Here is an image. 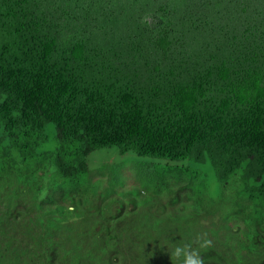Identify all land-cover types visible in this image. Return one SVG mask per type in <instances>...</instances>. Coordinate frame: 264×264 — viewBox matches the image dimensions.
Here are the masks:
<instances>
[{
	"label": "trees",
	"instance_id": "1",
	"mask_svg": "<svg viewBox=\"0 0 264 264\" xmlns=\"http://www.w3.org/2000/svg\"><path fill=\"white\" fill-rule=\"evenodd\" d=\"M108 148L125 160L90 168L89 155ZM183 158L197 172L181 214H141L149 239L111 216L90 264H128L130 245L133 263L149 264L157 224L172 234L160 229L155 243L172 248L202 218L213 237L195 250L200 264H264V0H0V169L25 164L32 185L41 171L64 190L96 189L97 173L108 206L135 204L150 172ZM127 169L135 186L105 197ZM237 222L248 231L234 259L222 238Z\"/></svg>",
	"mask_w": 264,
	"mask_h": 264
},
{
	"label": "clouds",
	"instance_id": "2",
	"mask_svg": "<svg viewBox=\"0 0 264 264\" xmlns=\"http://www.w3.org/2000/svg\"><path fill=\"white\" fill-rule=\"evenodd\" d=\"M102 163L111 162L105 161ZM19 167L24 169H21L24 171L23 179L19 176L20 170H16ZM24 167L8 166L0 169V264H44L46 262L48 264H90V259L96 251L108 246L104 228L109 231L111 219L109 217L107 223L100 224L101 218L104 215L111 214L115 218V224L125 225L121 223V219L124 218L122 211L128 209L114 210L113 208H116L117 202L108 206L102 204L101 192L103 190L100 191V196H98L96 189L90 187H88V190L87 187H72L64 190L61 187L57 188L58 186L50 179L41 182L43 179L41 171L33 174L34 178L37 176V183L32 185L26 177L30 170L25 164ZM196 172V163L191 158L173 160L172 165L165 172H150L149 175H152L153 178H151V181L149 180L148 187L142 190L141 195L135 199L136 203L130 202V199H132L130 196H127L120 203H128L133 207L149 202L151 204L137 213L132 218L133 222L131 224L126 223V227H129L136 236L137 229L133 224L137 223L139 226H145L139 220L141 214L153 211L160 206L168 208L167 213H170L168 218L179 216L183 204L186 205L191 202L187 199L191 193L186 188L191 185L192 180L190 177L195 175ZM202 173L206 174L207 169ZM125 179V176L121 175V184L110 185L111 191L104 194V196L108 195L109 199L116 201L124 198V195L129 192L127 189L135 186V180H133L134 185L123 188ZM114 193H119L120 197H116ZM89 201L93 204L92 213L87 210ZM169 203L175 204V207L169 205ZM112 210L115 214L112 213ZM132 213L135 212L132 211ZM240 223L243 222H237L238 225ZM203 227L208 228L206 218H202L201 222L192 220L183 232L172 236V240L176 241V244L174 245L171 242L172 248H170L168 241L163 245L161 244V238L163 235H169L170 237L172 234L170 233L171 227L165 224L162 226V223H159L149 243L143 247L144 251L148 255L156 254L154 260L161 259L159 261H162L163 264L166 261H168L167 264H172L176 260V263L179 264V261L183 258L185 264H200L195 250L203 248L213 237L210 233L205 234ZM147 229V239H149L150 228ZM160 229L161 238H159L160 243L157 246L155 243L157 240L156 233ZM246 231L248 230L246 229ZM9 236L12 237V246L10 247L8 246ZM145 238L137 240L142 244L144 241H140ZM226 239L227 237L222 238L223 253L235 259V251L229 252L224 246ZM121 244L123 245V243ZM180 245H184L185 248ZM126 247L127 245H125ZM6 248L9 249L8 253L4 251ZM131 250V245L128 246L127 251L121 249L123 253L126 252L128 264L137 261L134 257L131 260ZM164 251L169 254L171 262L166 260L161 253ZM181 253L182 256H179ZM187 253H192L195 259H192L191 256L184 257L183 255ZM242 254L243 252L237 258H241ZM179 257H181L180 260H178ZM120 262L119 260L118 263ZM149 264H155V262L151 261Z\"/></svg>",
	"mask_w": 264,
	"mask_h": 264
},
{
	"label": "rangeland",
	"instance_id": "3",
	"mask_svg": "<svg viewBox=\"0 0 264 264\" xmlns=\"http://www.w3.org/2000/svg\"><path fill=\"white\" fill-rule=\"evenodd\" d=\"M124 160H125V158H123L118 153L117 148H108V149L98 150V151H95L92 154H90L89 157H88V165H89L90 168H93V167H96L100 163L105 162V161H110V162H113L114 164H116V163H121ZM98 178H101V176H99L96 173V174H94V176H92L90 182L93 179V181H92L93 186L96 188V193H98L97 195L100 196V191L102 190L103 186H105V184H104V179H103V182H102ZM125 178L126 179L124 180L123 188H128L130 185H134V183H133V175H132L131 171L128 170V169L125 171ZM114 194H115L116 197H120L119 193H114ZM122 199H124V198H122ZM150 205L151 204L149 202L147 204H142V205H139V206L135 205L137 207H135V206L133 207V206H130L128 203H124V204L117 203L116 208H113V209L114 210L121 209V208H127L128 209V210H123L122 211L124 218L121 219V223L126 225V223L131 224V222H133L132 218L137 213H139L141 210L149 207ZM87 210H88L89 213H92L93 204H92L91 201L88 202ZM132 211H134L135 213H132ZM112 213L115 214V212L113 210H112ZM109 217H111V214L104 215L101 218V223L100 224L107 223ZM228 226L231 227L230 224H228ZM238 226L239 227L237 229L240 232L235 237L227 238L224 241V246L229 252H234L235 251V259L238 257L239 254L242 253V251L240 250L239 246L243 245V243L246 241V238H245V233H246L245 224L240 223ZM123 246L125 247V244H123ZM4 251H6L8 253L9 249L6 248ZM161 253L163 254V256L165 257L166 260H169V262H171L170 256H169V254L166 251L161 252ZM155 256H156V254H153L150 257V261H153ZM179 256H182V253ZM183 256L184 257L185 256H191L192 259H195V256L192 253H187L186 255H183ZM180 258L181 257H179L178 260H180ZM167 262L168 261H166L164 264H167ZM176 262H177V260L175 262H173L172 264H177ZM114 264H119V263H114Z\"/></svg>",
	"mask_w": 264,
	"mask_h": 264
}]
</instances>
